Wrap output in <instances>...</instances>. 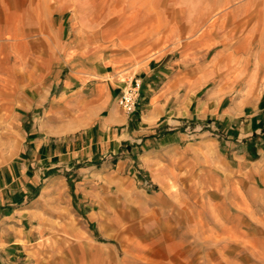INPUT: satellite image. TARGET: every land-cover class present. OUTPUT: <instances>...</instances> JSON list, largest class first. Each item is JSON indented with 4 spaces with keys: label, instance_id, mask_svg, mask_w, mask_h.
Returning <instances> with one entry per match:
<instances>
[{
    "label": "crops",
    "instance_id": "0c3cea01",
    "mask_svg": "<svg viewBox=\"0 0 264 264\" xmlns=\"http://www.w3.org/2000/svg\"><path fill=\"white\" fill-rule=\"evenodd\" d=\"M210 10L137 56L89 23L2 32L0 264H264L241 192L264 185V0Z\"/></svg>",
    "mask_w": 264,
    "mask_h": 264
},
{
    "label": "rangeland",
    "instance_id": "374dc122",
    "mask_svg": "<svg viewBox=\"0 0 264 264\" xmlns=\"http://www.w3.org/2000/svg\"><path fill=\"white\" fill-rule=\"evenodd\" d=\"M153 1V2H152ZM222 0H0V35L8 29H15L17 37L24 28L35 23L56 24L63 19L71 22L89 23L94 30L104 34L109 31L113 40H127L121 49L132 56L141 53V42L153 37L164 38L168 34L184 35L183 22L196 18L203 23L205 12L209 18L216 17V4ZM243 1V0H240ZM233 1L229 2L230 4ZM227 3V2H226ZM35 22V23H34ZM147 26L148 32L141 29ZM195 27L194 33L199 31ZM29 30H27L28 32ZM26 32V31H25ZM28 33H37L29 31ZM25 34V33H24ZM128 73V72H125ZM264 194V185L249 187L241 185V192ZM257 210L264 209L263 201H256ZM244 255V252H241Z\"/></svg>",
    "mask_w": 264,
    "mask_h": 264
},
{
    "label": "built area",
    "instance_id": "2783aa9c",
    "mask_svg": "<svg viewBox=\"0 0 264 264\" xmlns=\"http://www.w3.org/2000/svg\"><path fill=\"white\" fill-rule=\"evenodd\" d=\"M141 84L142 82L140 79L132 77L127 80L124 87L121 89L117 97V103L124 112L129 114L135 111Z\"/></svg>",
    "mask_w": 264,
    "mask_h": 264
},
{
    "label": "bare ground",
    "instance_id": "6f19581e",
    "mask_svg": "<svg viewBox=\"0 0 264 264\" xmlns=\"http://www.w3.org/2000/svg\"><path fill=\"white\" fill-rule=\"evenodd\" d=\"M153 2V1H152ZM146 42V41H145Z\"/></svg>",
    "mask_w": 264,
    "mask_h": 264
}]
</instances>
